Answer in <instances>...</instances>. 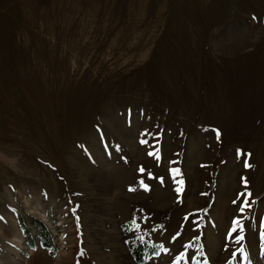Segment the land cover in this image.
Masks as SVG:
<instances>
[{"label":"rangeland","instance_id":"rangeland-1","mask_svg":"<svg viewBox=\"0 0 264 264\" xmlns=\"http://www.w3.org/2000/svg\"><path fill=\"white\" fill-rule=\"evenodd\" d=\"M262 224L264 0H0V264H264Z\"/></svg>","mask_w":264,"mask_h":264},{"label":"trees","instance_id":"trees-1","mask_svg":"<svg viewBox=\"0 0 264 264\" xmlns=\"http://www.w3.org/2000/svg\"><path fill=\"white\" fill-rule=\"evenodd\" d=\"M208 199H211V194H209ZM45 248H48V245H42ZM161 251L160 246H152L146 242L136 241L131 249V255L133 259L138 264H142L145 260V257H150L152 255H157Z\"/></svg>","mask_w":264,"mask_h":264},{"label":"snow or ice","instance_id":"snow-or-ice-1","mask_svg":"<svg viewBox=\"0 0 264 264\" xmlns=\"http://www.w3.org/2000/svg\"><path fill=\"white\" fill-rule=\"evenodd\" d=\"M250 165H248L247 163L245 164V167H249ZM262 227H264V224H262Z\"/></svg>","mask_w":264,"mask_h":264}]
</instances>
